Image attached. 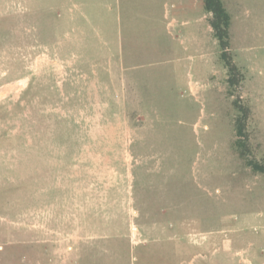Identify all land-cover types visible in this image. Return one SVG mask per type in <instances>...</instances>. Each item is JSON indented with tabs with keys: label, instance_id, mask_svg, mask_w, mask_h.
Segmentation results:
<instances>
[{
	"label": "rangeland",
	"instance_id": "obj_1",
	"mask_svg": "<svg viewBox=\"0 0 264 264\" xmlns=\"http://www.w3.org/2000/svg\"><path fill=\"white\" fill-rule=\"evenodd\" d=\"M223 1L233 86L204 0H0V264H264V0Z\"/></svg>",
	"mask_w": 264,
	"mask_h": 264
},
{
	"label": "trees",
	"instance_id": "obj_2",
	"mask_svg": "<svg viewBox=\"0 0 264 264\" xmlns=\"http://www.w3.org/2000/svg\"><path fill=\"white\" fill-rule=\"evenodd\" d=\"M205 10L211 13L210 25L213 29V34L218 40L222 48V57L226 61V65L229 71L228 82L231 86L237 84L240 80L239 78V68L236 63L231 58L228 48L230 47L231 40V25H232V15L226 8L223 0H204ZM239 105V104H237ZM242 108L243 113L236 120V133L238 135L237 145L243 147L241 150V155L246 157L247 144L245 141L246 131H245V118L248 115V108L239 105ZM248 164L253 167L257 172L264 173V164L254 161L252 159L247 160Z\"/></svg>",
	"mask_w": 264,
	"mask_h": 264
},
{
	"label": "crops",
	"instance_id": "obj_3",
	"mask_svg": "<svg viewBox=\"0 0 264 264\" xmlns=\"http://www.w3.org/2000/svg\"><path fill=\"white\" fill-rule=\"evenodd\" d=\"M83 57H86L88 59V56H86V55H83Z\"/></svg>",
	"mask_w": 264,
	"mask_h": 264
}]
</instances>
